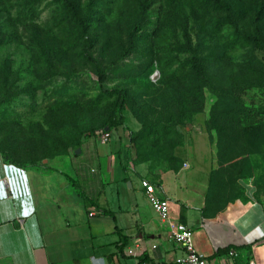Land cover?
Masks as SVG:
<instances>
[{"label":"rangeland","instance_id":"obj_1","mask_svg":"<svg viewBox=\"0 0 264 264\" xmlns=\"http://www.w3.org/2000/svg\"><path fill=\"white\" fill-rule=\"evenodd\" d=\"M70 1L83 26L61 0H0V152L50 164L105 123L114 96L99 89L90 53L107 69L103 88L127 92L110 133L127 163L179 167L173 148L201 128L214 157L207 216L239 200L264 210V0H150L146 12L144 0Z\"/></svg>","mask_w":264,"mask_h":264},{"label":"crops","instance_id":"obj_2","mask_svg":"<svg viewBox=\"0 0 264 264\" xmlns=\"http://www.w3.org/2000/svg\"><path fill=\"white\" fill-rule=\"evenodd\" d=\"M92 136L81 140L79 154L71 150L38 167L0 155V264H177L184 255L172 242L171 223L192 230L195 249L211 264H264L261 206L239 200L204 214L214 157L201 128L174 148L181 166L157 173L127 163L116 141L92 146ZM142 180L169 200L167 223L151 208ZM227 246L240 248L236 257L215 255Z\"/></svg>","mask_w":264,"mask_h":264},{"label":"trees","instance_id":"obj_3","mask_svg":"<svg viewBox=\"0 0 264 264\" xmlns=\"http://www.w3.org/2000/svg\"><path fill=\"white\" fill-rule=\"evenodd\" d=\"M61 1L65 2L66 5L68 6V8L70 10V13H71L72 20L75 21L79 26H83L84 19L79 16V13H78V10H77V5H75L70 0H61ZM149 2H150V0H144V5H143L144 10L143 11L146 12V10L148 9ZM262 11H263L262 7L257 5L255 13H254V16H253V22H252L253 34L248 37L251 40L253 51L256 54L257 53H261L263 51L262 44H261L260 29H259V26H258V24L260 23V17L262 15ZM134 48H135L134 46H130L127 49L126 53L131 52ZM86 58L94 66V71H95V74H96V77H97V83H98L99 89L106 95L114 96V102H113V106H112V111L109 114L108 118L106 119L105 123L102 126H100L99 129H95V130H93V132L90 131L86 136L95 135L96 131L104 130L106 127L108 128V132L111 133L113 130H117L121 125L124 124V121H125L124 113L127 111V105H126L127 92L125 90H123V89H107V90H105L103 88V84H104V82L106 80L107 69H103L96 62V60L93 58V56L90 53L86 54ZM114 64L115 63H112L111 66H113ZM193 70L196 73V75H198L200 77L202 76L201 69L196 64H193ZM183 140L184 139H182V141ZM182 144H183V142H182ZM80 145H81V138H79V139H77V140H75L73 142V144H72L73 147H67L66 146L65 148H63L58 153H55V155H53V156L57 157V156H60V155H64V154L68 153L71 150L73 151V150L77 149L78 147H80ZM177 146H180V145H176L174 148H176ZM70 148H72V149H70ZM174 148H173V150H174ZM173 150H172V154H173ZM0 155L2 156V159H3V161L5 163L14 164V165H17V166H20V167H25V164L23 165L19 160H17L13 156L10 159V158L7 157V154L4 156V154L2 152H0ZM47 158H50V157H47ZM47 158H45L44 160H47ZM171 160L180 161L179 159L174 157V155H172ZM138 163H143V162L139 161ZM28 164L31 165V166H34L35 163L31 161V162H28ZM180 164H181V161H180ZM179 167L170 168V169L176 170ZM211 179H212V177H211ZM206 208H207V206L204 209V214L205 215H207L206 214V210H207ZM244 247L249 250L248 246H244ZM239 249L240 248L235 247V246H227V247H225L223 249L217 250L215 255H218V254H221V253H225V254L228 255V253L231 250H239Z\"/></svg>","mask_w":264,"mask_h":264},{"label":"built area","instance_id":"obj_4","mask_svg":"<svg viewBox=\"0 0 264 264\" xmlns=\"http://www.w3.org/2000/svg\"><path fill=\"white\" fill-rule=\"evenodd\" d=\"M95 135L99 137L101 143H108L111 134L108 131L98 130ZM148 201L153 211L158 215L159 219L165 223L169 221V200L159 193L155 185L146 180L141 181ZM171 239L174 246L183 252V257L177 261V264H211L206 258L201 256L195 249L192 230L182 223H171ZM229 257H236L237 253L231 250ZM247 264H258L252 258Z\"/></svg>","mask_w":264,"mask_h":264},{"label":"water","instance_id":"obj_5","mask_svg":"<svg viewBox=\"0 0 264 264\" xmlns=\"http://www.w3.org/2000/svg\"><path fill=\"white\" fill-rule=\"evenodd\" d=\"M104 131H108V128L106 127V128L104 129ZM79 153H80V150H79V149H77V150L74 152V154H79ZM43 162L46 163L47 160H44Z\"/></svg>","mask_w":264,"mask_h":264}]
</instances>
